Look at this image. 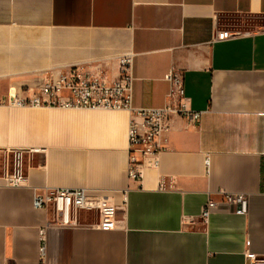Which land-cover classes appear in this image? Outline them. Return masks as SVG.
<instances>
[{
	"label": "crops",
	"instance_id": "obj_1",
	"mask_svg": "<svg viewBox=\"0 0 264 264\" xmlns=\"http://www.w3.org/2000/svg\"><path fill=\"white\" fill-rule=\"evenodd\" d=\"M133 55V105L167 101L183 77L197 121L173 116L155 168L127 176L125 110L7 105L71 67L118 76ZM23 154L25 182L6 184L5 155ZM46 187H83L115 204L114 226L51 225L35 208ZM218 189L248 195L246 213ZM89 212H94L89 214ZM44 228L43 254L39 229ZM264 255V0H0V264H249Z\"/></svg>",
	"mask_w": 264,
	"mask_h": 264
},
{
	"label": "built area",
	"instance_id": "obj_2",
	"mask_svg": "<svg viewBox=\"0 0 264 264\" xmlns=\"http://www.w3.org/2000/svg\"><path fill=\"white\" fill-rule=\"evenodd\" d=\"M133 55L124 53L118 58V76L112 81L89 73L80 67H71L56 79L41 85L36 93L27 96L8 95L6 104L14 106L61 107V108H103L125 110L129 115L127 126V176L140 182L145 166L155 168L157 155L161 150L158 142L160 134L168 127L174 116L195 122L200 111L187 106L183 90V77L179 71L170 69L165 74L169 82L167 101L158 107H138L133 105ZM36 148H14L5 155L2 176L6 184L22 185L25 182L23 154L35 152ZM220 201L208 198L202 205L199 217L206 223L219 202L227 204L234 211L247 212L248 195L218 189ZM35 208L52 207L54 216L49 224L76 226L80 211H94L97 215L96 227L108 229L114 226L115 204L107 196L91 195L83 187H46L43 194L33 197ZM39 253L44 249V228L39 229ZM249 264H264V255L249 256Z\"/></svg>",
	"mask_w": 264,
	"mask_h": 264
},
{
	"label": "rangeland",
	"instance_id": "obj_3",
	"mask_svg": "<svg viewBox=\"0 0 264 264\" xmlns=\"http://www.w3.org/2000/svg\"><path fill=\"white\" fill-rule=\"evenodd\" d=\"M94 212H89V214L91 215V214H93Z\"/></svg>",
	"mask_w": 264,
	"mask_h": 264
}]
</instances>
